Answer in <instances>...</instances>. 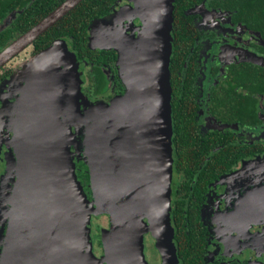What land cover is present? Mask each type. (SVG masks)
I'll return each instance as SVG.
<instances>
[{"label": "water", "instance_id": "obj_1", "mask_svg": "<svg viewBox=\"0 0 264 264\" xmlns=\"http://www.w3.org/2000/svg\"><path fill=\"white\" fill-rule=\"evenodd\" d=\"M82 1L65 0L12 41L0 52V67ZM129 1L139 14L141 30L130 41L108 48L118 54L123 95L110 103H84L80 111V104L76 108L72 105L73 99H80V90L70 72L68 84L77 94H73L75 98L71 92L65 96L64 88L59 91L60 102L57 70L61 64L68 63L70 68L72 64L62 39L30 62L29 72L36 71L51 57L54 70L53 76L52 70L33 72L32 83L18 104L14 137L18 182L0 264H147L146 234L154 239L162 264H179L170 218L169 60L174 0L154 5L156 0ZM102 24L91 26L92 49H107L111 43L106 30L94 31ZM70 54L68 57L76 61ZM67 109L73 112L67 114ZM80 134L91 200L77 180L71 157L70 144ZM77 152L81 153L79 148ZM99 215L109 217V228L101 230L103 254L97 257L90 243V225L92 216ZM71 232L77 235L76 241L66 239ZM81 238L89 243L81 246Z\"/></svg>", "mask_w": 264, "mask_h": 264}, {"label": "flooded vegetation", "instance_id": "obj_2", "mask_svg": "<svg viewBox=\"0 0 264 264\" xmlns=\"http://www.w3.org/2000/svg\"><path fill=\"white\" fill-rule=\"evenodd\" d=\"M184 1L185 7L176 8L173 2L171 35L173 30H178L182 25V29L187 30L185 34L190 36L181 45L182 53L179 57L183 59V63L175 74L182 82L190 74L188 78L192 81V89L190 96H186L190 102L188 109L192 112L194 125L203 136H215L219 140L209 153L213 155V148L216 153L222 149L229 152L233 150L232 158L236 163L223 172L219 171L217 175L215 172L206 186L195 190L190 187L187 191L175 167L176 154L171 141V208L177 209L179 201L185 203L182 208L184 213L189 210L191 224L201 228L204 240L201 246L199 241L193 246L204 264H264V92L252 93L247 88L234 85L238 82V77L247 80L251 73L257 72V76L264 78V23L260 24V13L255 6L252 11L251 6L248 7L246 14L241 16L234 7L238 2L253 0ZM133 7L134 10H131ZM108 15L106 23L94 31L106 30L111 43L104 50L112 52L113 48L108 50L109 46L117 45L123 40L130 41L133 36H137L141 30V21L134 2L129 0L116 1ZM32 44L0 67V256L18 182V161L14 147L18 104L23 92L32 83L27 77V62L16 66L9 63L28 50L31 57L38 54L33 52ZM115 55L111 63L108 61L101 67L107 80L106 88L101 89L104 91L101 94H96L94 85L90 83L89 75L93 64L83 62L89 68L86 81L88 86L85 87L84 71L81 68L85 65L76 60L75 65L79 66L77 74H80L78 79H83V82L79 86L80 99H73L74 108L80 104L82 111L84 103H110L124 94L125 88L117 64L118 54ZM175 63L173 58L172 62L169 60L170 78L173 69L177 68ZM230 91L239 96L238 112L234 115H229L228 103L221 105L222 98ZM71 93L75 98V87ZM179 96L184 98L183 93L179 92ZM242 96L245 97L244 100ZM246 99L247 115L253 114L255 109L256 124H253V117L250 116L251 120L243 113V101ZM74 130L75 127L71 126V132ZM77 140V136L73 137L70 151L75 162L77 180L82 186L76 168V161L81 157L75 153ZM207 159L206 163L211 161L206 156L201 163ZM190 206L193 210H190ZM96 237L100 239V236L94 235L93 243ZM152 242L156 263L162 264L158 249ZM99 243L101 245L100 240ZM174 247L176 249L175 245Z\"/></svg>", "mask_w": 264, "mask_h": 264}, {"label": "trees", "instance_id": "obj_3", "mask_svg": "<svg viewBox=\"0 0 264 264\" xmlns=\"http://www.w3.org/2000/svg\"><path fill=\"white\" fill-rule=\"evenodd\" d=\"M64 1L65 0H0V52L20 35L35 26ZM116 1L118 0H83L33 42V52L40 53L59 39L65 42L67 41L66 43L77 61L82 63L86 61L93 64L89 78L90 83L94 85L93 88L95 93L99 94L100 92H104L101 91V89L106 88L107 80L101 67L108 61L111 63L116 57V53L115 50H113L114 52H107L104 49H92L89 46L90 32L91 26L94 23H106V18H108L111 7ZM174 2L176 4L175 8L185 7L184 0H174ZM250 6V11H252L253 6L256 7V11L260 13L258 20L260 24L264 23V0L242 1L234 5V7L239 10L238 14L240 16L241 14H246V9ZM177 15H179V10H177ZM8 19L10 20L8 21ZM186 31L187 30L182 29L181 25L178 30H173L172 33V55L170 56V61L172 62L173 58V62H176L175 66L177 68L173 69L170 78V106L172 109L171 126L173 133L171 135V141L174 145L176 154L175 167L179 173L183 187L188 191L190 187L195 190L202 186H206L207 182L214 177L215 172L217 175L219 171L223 172V170H227L231 165L236 163V160L232 158L233 150L229 152L227 149H222L219 153H216L213 148V155H211L209 150H211V148L215 146L214 143L219 140L215 136H203L194 125L195 121L192 119V112L188 109L190 102L186 96V94L190 96V91L192 89V81L188 78L190 74L184 77L183 82L182 79L177 78L175 74L177 70L181 69L183 63V59L179 57L182 53L180 50L181 45L190 38L188 34H185L187 33ZM244 71L247 74L246 69H244ZM251 74L252 75L248 76L247 80L238 77L239 80L234 85L241 86L242 89L247 88V90L252 93L264 92V78L262 76H257V72ZM1 78L2 75H0V79ZM179 92L184 94V98L179 96ZM238 98L239 96H236V93H232V91L228 92L222 98L221 105L226 103L229 104V115H234L238 112ZM244 99L245 97H243V100ZM232 104L235 105L232 106ZM231 108H234V111H231ZM247 111L248 100L246 99L243 101V113L245 117H253V124H256L255 109L250 116L247 115ZM187 116L189 118H187ZM183 118L187 119L183 120ZM77 137V141L79 142L76 149L79 148L81 152L79 154L81 156L80 159H76V168L79 173L78 179L82 183L83 191L87 198L91 200L88 168L81 159V140L83 135L80 134V136ZM76 155H78V152ZM206 156L211 159V163H206L208 159L205 160L204 163H201ZM207 169H209L208 172ZM180 202L181 201L177 203L179 207L177 209L171 208L170 212L171 225L174 230L173 242L176 246L179 264H204L199 253L194 251L195 247L193 246L197 244L198 241L201 246L204 240L202 230L198 225L194 226L191 224L190 212L186 209L188 211L184 213V208L182 207L185 203ZM171 204L172 199L170 205ZM190 210H193L192 206H190ZM96 239L99 242L98 237H96Z\"/></svg>", "mask_w": 264, "mask_h": 264}, {"label": "rangeland", "instance_id": "obj_4", "mask_svg": "<svg viewBox=\"0 0 264 264\" xmlns=\"http://www.w3.org/2000/svg\"><path fill=\"white\" fill-rule=\"evenodd\" d=\"M66 45H67L66 47H67L68 51L70 52V49H69L67 43H66ZM70 53L66 54V57L68 58V61L72 62L71 68H70L69 64L66 63L65 65H62L61 64V66L57 70V76H56V91H57V94L59 95L60 102L62 100V97H60L61 94H60L59 91H62L65 88L68 91V93H67V91H65V94H64L65 96L67 94H69V92H71L70 85L68 84L69 83L70 72H71V76L72 77H76V80L75 81H77L76 83L78 84V86L82 85V82H83V79H82V81L80 79H78V77L80 78V74L79 75L77 74L78 73L77 70H78V67L79 66H76L75 65V62L76 61H74L73 59H70L68 57V56H71ZM29 54H30V50L21 53V56H19L16 59H14L11 63H9V65L16 66V65L24 64L25 62H27V63H25V66H26V68L28 70L29 69L31 70V63L30 62H33L32 58L35 55L31 57V56H29ZM52 61H54V59H52V60L49 59V61L44 62L42 65L43 66L49 65L50 66V69H48V72H50L52 70L51 75L53 76L54 67L52 66ZM83 64L85 66L82 67L83 66L82 65L81 68L84 71L85 87H87L88 86V83L86 81L88 79V71H89V68H88V66H86L85 63H83ZM76 67H77V69L75 71V68ZM122 67H123V65H122ZM74 72H76L75 75H74ZM78 80L80 81V84L78 83ZM79 90H80V87H79ZM63 102H65V100ZM69 112L72 113L73 112V109H67V114ZM170 181H171V179H170ZM170 184H171V182H170ZM92 228H93V237H92V235L90 233V243L92 245V252H93V254L95 256L100 257L103 254V246L100 245V243L98 242V240L96 238H95V243H93L94 242V239L93 238H94V235H97V236H100V239H101V230L104 229V228H106V229L109 228V217L107 215L92 216V218H91V225H90L91 232H92ZM65 237H66V239H70L71 241H76V239H77L76 238L77 235L74 232H71V233L66 234ZM144 240H145L144 241V256H145V259H146L147 263L148 264H157L156 263V260H155L156 254L154 253L153 246H151V244H153L152 241H154V239L151 238L149 235L146 234ZM80 242L82 243L80 245L83 246V245L89 243V239L86 240V239L81 238ZM154 243H155V241H154ZM158 255H160V254H158Z\"/></svg>", "mask_w": 264, "mask_h": 264}, {"label": "bare ground", "instance_id": "obj_5", "mask_svg": "<svg viewBox=\"0 0 264 264\" xmlns=\"http://www.w3.org/2000/svg\"><path fill=\"white\" fill-rule=\"evenodd\" d=\"M159 1H162V0H156L155 4L158 3ZM50 60H52L51 57H48ZM46 58L45 60L42 61L41 65L38 66V68L36 69V71H40V70H43L44 69V73H48V69H50V66L47 65V66H43L42 64L46 61H49V59ZM35 69V68H34ZM35 70H32L31 72L28 73L27 77H28V81L31 82L32 80V73L33 72H36ZM30 84V83H29ZM162 254H163V251H162Z\"/></svg>", "mask_w": 264, "mask_h": 264}]
</instances>
